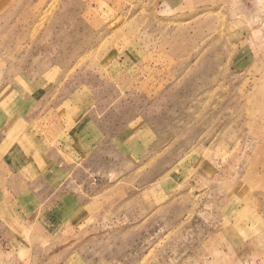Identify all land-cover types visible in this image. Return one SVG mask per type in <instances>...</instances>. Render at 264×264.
<instances>
[{"label": "rangeland", "instance_id": "374dc122", "mask_svg": "<svg viewBox=\"0 0 264 264\" xmlns=\"http://www.w3.org/2000/svg\"><path fill=\"white\" fill-rule=\"evenodd\" d=\"M0 139V264H264V0H0Z\"/></svg>", "mask_w": 264, "mask_h": 264}, {"label": "crops", "instance_id": "0c3cea01", "mask_svg": "<svg viewBox=\"0 0 264 264\" xmlns=\"http://www.w3.org/2000/svg\"><path fill=\"white\" fill-rule=\"evenodd\" d=\"M3 139H0V208L4 206V204H9L8 201H4V194H8V182L10 178L16 177L17 169L14 166V164L10 161V153L9 149H7L6 152H3L2 145H3ZM5 172L7 174H5ZM5 177V182H3L2 178ZM4 183L6 185H4ZM4 188V189H3ZM11 199V198H10Z\"/></svg>", "mask_w": 264, "mask_h": 264}]
</instances>
